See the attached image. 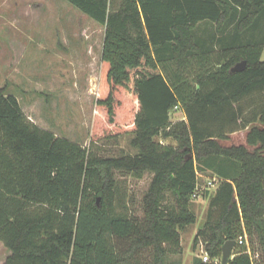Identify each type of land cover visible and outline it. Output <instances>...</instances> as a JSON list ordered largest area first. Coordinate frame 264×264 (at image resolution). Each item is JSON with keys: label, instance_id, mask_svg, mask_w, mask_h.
Returning <instances> with one entry per match:
<instances>
[{"label": "trees", "instance_id": "16d2710c", "mask_svg": "<svg viewBox=\"0 0 264 264\" xmlns=\"http://www.w3.org/2000/svg\"><path fill=\"white\" fill-rule=\"evenodd\" d=\"M67 1L106 27L95 139L133 134L139 151L99 155L33 123L16 95L0 91L4 264H143L145 249L147 264H168L198 219V164L218 185L195 240L209 260L193 264H222L228 240V264H255L256 242L264 252V0ZM202 23L216 33L198 36ZM243 60L246 69L232 72ZM178 105L187 119L173 123ZM240 129L247 144L221 143ZM116 170L153 172L143 218L116 199Z\"/></svg>", "mask_w": 264, "mask_h": 264}, {"label": "rangeland", "instance_id": "374dc122", "mask_svg": "<svg viewBox=\"0 0 264 264\" xmlns=\"http://www.w3.org/2000/svg\"><path fill=\"white\" fill-rule=\"evenodd\" d=\"M118 2L113 0V5ZM105 30L104 25L67 0H0V91L16 95L29 120L41 128L87 148L93 147L102 156L135 155L139 149L132 144L133 134L111 140L95 139ZM215 33L212 23H202L197 30L200 37ZM182 119H187L184 109L180 105L172 108L171 121ZM246 134L247 129H240L221 143L247 144ZM156 139L178 146L173 138ZM201 168L198 164L200 196L192 200L197 222L181 230L183 252L169 255L168 264H193L196 257L209 256L204 240H195L206 219L209 195L215 190L208 182L215 176L211 170ZM115 177L116 199L124 201L129 212L143 218L153 172L116 170ZM165 202H175L171 192ZM255 245V264H264V252L259 242ZM10 253L0 240V264ZM152 255L151 249L143 250V264Z\"/></svg>", "mask_w": 264, "mask_h": 264}, {"label": "water", "instance_id": "95a60500", "mask_svg": "<svg viewBox=\"0 0 264 264\" xmlns=\"http://www.w3.org/2000/svg\"><path fill=\"white\" fill-rule=\"evenodd\" d=\"M247 62L245 60L238 62L235 66L232 67V72H241L246 69ZM100 199H98L99 201ZM235 240H228L223 245V257L222 264H228L229 260L233 256V250L235 247Z\"/></svg>", "mask_w": 264, "mask_h": 264}, {"label": "built area", "instance_id": "2783aa9c", "mask_svg": "<svg viewBox=\"0 0 264 264\" xmlns=\"http://www.w3.org/2000/svg\"><path fill=\"white\" fill-rule=\"evenodd\" d=\"M208 183H209V185H211V186H215V188H216L217 185H218V179H217L216 177H214V178H212V180H210ZM198 191H199V189H198ZM199 196H200L199 192L196 193V194H194V198H197V197H199ZM243 241H244V238H243V237H240V238H239V243H243ZM203 260H204V261H208V260H209V256H208V255L203 256Z\"/></svg>", "mask_w": 264, "mask_h": 264}, {"label": "crops", "instance_id": "0c3cea01", "mask_svg": "<svg viewBox=\"0 0 264 264\" xmlns=\"http://www.w3.org/2000/svg\"><path fill=\"white\" fill-rule=\"evenodd\" d=\"M263 53H264V50H263ZM263 53H262V56H263ZM208 209V208H207Z\"/></svg>", "mask_w": 264, "mask_h": 264}]
</instances>
